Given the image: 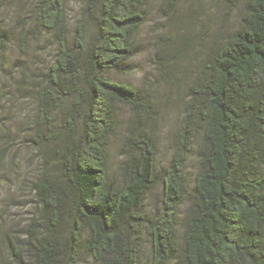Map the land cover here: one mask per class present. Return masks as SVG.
<instances>
[{
  "label": "trees",
  "instance_id": "1",
  "mask_svg": "<svg viewBox=\"0 0 264 264\" xmlns=\"http://www.w3.org/2000/svg\"><path fill=\"white\" fill-rule=\"evenodd\" d=\"M240 1L225 0L227 13ZM146 4L83 0L70 18L68 0H0V15H15L11 26L0 19L2 76L12 47L24 58L52 46L45 65L11 70L34 102L38 159L31 216L18 234L0 232L12 264H264V0H247L238 27L209 49L161 168L145 88L113 78L131 69ZM122 107L117 178L108 166Z\"/></svg>",
  "mask_w": 264,
  "mask_h": 264
},
{
  "label": "rangeland",
  "instance_id": "2",
  "mask_svg": "<svg viewBox=\"0 0 264 264\" xmlns=\"http://www.w3.org/2000/svg\"><path fill=\"white\" fill-rule=\"evenodd\" d=\"M82 1L68 0L70 18L78 15ZM246 1L241 0L235 10L227 13L225 0H147L146 21L135 37L138 47L131 59V69L113 78L145 88L151 105L147 113L149 130L156 141V168L164 167L171 157L172 135L179 126L188 87L201 75L203 59L214 42L238 27ZM10 12V9H4L0 19L7 18L11 26L9 18L15 15ZM41 47L31 46L24 58L19 56L16 47H12L7 52L5 75L0 72L3 77L0 80L3 95L0 100V232L9 237L20 232L34 210L30 182L38 166L35 150L28 142L34 102L15 90L11 70L24 61L31 70L45 65L51 58L52 46L47 42L46 47ZM160 52L161 59H158ZM129 115L127 108H120L116 134L110 144L108 171L117 178ZM195 170L194 148L186 159L187 180L192 178ZM157 191L148 199L150 208L157 207L158 196L153 197ZM185 207L186 204L180 207V216ZM5 263L12 264V261L1 242L0 264Z\"/></svg>",
  "mask_w": 264,
  "mask_h": 264
}]
</instances>
